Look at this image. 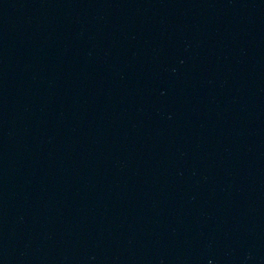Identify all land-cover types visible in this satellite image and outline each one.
I'll use <instances>...</instances> for the list:
<instances>
[{
    "label": "water",
    "instance_id": "water-1",
    "mask_svg": "<svg viewBox=\"0 0 264 264\" xmlns=\"http://www.w3.org/2000/svg\"><path fill=\"white\" fill-rule=\"evenodd\" d=\"M125 0H0V264H21L76 105Z\"/></svg>",
    "mask_w": 264,
    "mask_h": 264
}]
</instances>
